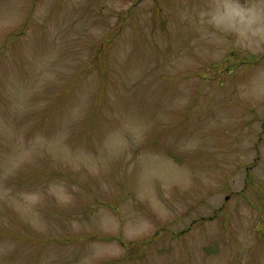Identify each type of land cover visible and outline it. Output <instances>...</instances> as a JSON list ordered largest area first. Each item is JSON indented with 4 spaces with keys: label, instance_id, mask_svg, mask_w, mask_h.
Returning a JSON list of instances; mask_svg holds the SVG:
<instances>
[{
    "label": "rangeland",
    "instance_id": "rangeland-1",
    "mask_svg": "<svg viewBox=\"0 0 264 264\" xmlns=\"http://www.w3.org/2000/svg\"><path fill=\"white\" fill-rule=\"evenodd\" d=\"M0 264H264V0H0Z\"/></svg>",
    "mask_w": 264,
    "mask_h": 264
},
{
    "label": "trees",
    "instance_id": "trees-1",
    "mask_svg": "<svg viewBox=\"0 0 264 264\" xmlns=\"http://www.w3.org/2000/svg\"><path fill=\"white\" fill-rule=\"evenodd\" d=\"M124 17L126 18V16L123 15L122 19H123ZM128 19H130V18L128 17ZM107 42H109V41L107 40ZM118 239H120V238H118ZM121 242H122L123 244H125V246H126V243H125L124 240H122Z\"/></svg>",
    "mask_w": 264,
    "mask_h": 264
}]
</instances>
